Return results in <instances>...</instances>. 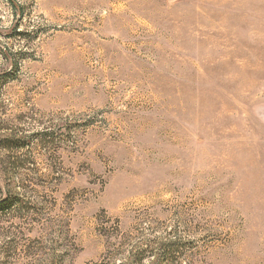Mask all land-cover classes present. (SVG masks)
Wrapping results in <instances>:
<instances>
[{
	"label": "rangeland",
	"instance_id": "374dc122",
	"mask_svg": "<svg viewBox=\"0 0 264 264\" xmlns=\"http://www.w3.org/2000/svg\"><path fill=\"white\" fill-rule=\"evenodd\" d=\"M9 197L0 264H264V0H0Z\"/></svg>",
	"mask_w": 264,
	"mask_h": 264
},
{
	"label": "trees",
	"instance_id": "16d2710c",
	"mask_svg": "<svg viewBox=\"0 0 264 264\" xmlns=\"http://www.w3.org/2000/svg\"><path fill=\"white\" fill-rule=\"evenodd\" d=\"M12 7L16 16L24 17V7L19 3H12ZM22 33H18V36H22ZM16 205V200L9 197L8 199L0 201V212L6 209H11Z\"/></svg>",
	"mask_w": 264,
	"mask_h": 264
}]
</instances>
